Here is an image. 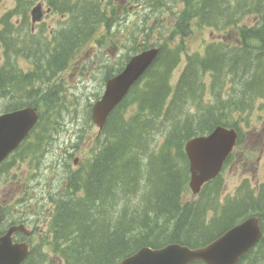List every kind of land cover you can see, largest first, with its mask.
Here are the masks:
<instances>
[{"label":"trees","instance_id":"1","mask_svg":"<svg viewBox=\"0 0 264 264\" xmlns=\"http://www.w3.org/2000/svg\"><path fill=\"white\" fill-rule=\"evenodd\" d=\"M181 2L182 8L174 27L170 29L169 41L189 34L193 20H196V27H212L223 20L226 25L224 31H230L232 10L234 17L259 16L260 19L257 26L235 29L238 42L234 43V47L226 49L223 44L216 43L209 46L201 57L188 56L191 59L174 88L170 83V72L179 63L183 49L180 45L170 48L167 44L158 46L160 53L155 62L109 116L103 130L106 140L98 147L95 159L89 163L84 174L78 172L76 178L73 174L67 179L64 193L54 204L49 226L52 240L46 238L45 242L59 254L64 264H117L143 246L159 248L168 243L202 245L238 223L242 216L257 215L264 221L263 196H242L228 203L230 206L224 210V205L218 204H215V209L209 208L201 196L215 190L218 178L205 185L197 197L198 201L186 203L183 197L187 193L188 173L181 164L185 159L182 150L184 142L209 133L218 125H237L229 126L221 120L187 114L189 101L200 95L204 86L201 74L231 75L240 81L243 91L256 92L261 87L264 81V0ZM159 3L163 5L162 0ZM50 5L60 11L76 10V5H68L66 0H51ZM91 15L87 18V14L82 12L84 22H93L90 21ZM97 16L102 18V14ZM216 28L221 29V26ZM76 29L80 35L83 34L82 22ZM92 30L93 27L86 32L85 39ZM144 32L147 33L148 29ZM29 36V42L35 47L33 55L46 58L45 45L31 34ZM75 37L76 34L71 33L60 38L55 54L50 55L51 58L47 56V69L39 67L41 62H38L40 65L36 70L20 74L8 59L0 71V98L25 90L26 99L30 100L17 104L18 99L9 110L35 106L43 110L40 121L45 117L55 100L52 91L42 94V88L35 83L44 78L49 80L48 71L67 59L66 47ZM142 45V49H146L145 43ZM5 47L12 48L13 42L10 46L5 43ZM218 47L220 51H217ZM20 52L13 50L14 55ZM5 54L8 58L7 51ZM133 103L135 111L129 116L128 108ZM158 120L165 140L155 149L150 135ZM27 154L24 153V157ZM77 193L81 196L74 198ZM216 209L222 210L221 213L213 214V223L204 227L205 213ZM246 257L249 264L264 260V236ZM43 259L37 246L25 264H39Z\"/></svg>","mask_w":264,"mask_h":264},{"label":"rangeland","instance_id":"2","mask_svg":"<svg viewBox=\"0 0 264 264\" xmlns=\"http://www.w3.org/2000/svg\"><path fill=\"white\" fill-rule=\"evenodd\" d=\"M162 1L163 5L159 0H70V4L76 5L78 9L82 5L80 15L84 12L88 18L92 13L89 20L94 21L84 22V17L81 15L80 18L79 13L74 14V11L64 16L51 12L44 16L42 24L34 30L35 39L49 40V44L52 42L51 36H56L62 30H66L68 34L74 33V25L77 27L80 21L83 33L79 38L75 37V45L66 47L67 59L63 67L48 71V81L44 78L35 83L42 88V94L52 91L55 100L53 107L45 114L22 149L0 169V207L7 217L14 216L18 220L23 218L29 222L36 230L33 238L35 245L40 242L39 235L44 236L48 232V224L52 220V205L59 198L58 193H64L63 186L67 179L77 171L84 174L87 161L106 140L103 131L99 134L100 131L89 119L91 107L104 89L106 74L111 69L113 72L120 69L126 58L133 54V48H142L143 43L146 48L162 44H167L169 48L180 45L183 51L179 63L170 72V83L174 88L191 59L188 56L201 57L206 54L209 46L216 43L223 44V48L227 49L226 42H238L235 29L244 26L252 28L258 25L260 19L259 16L244 19L234 17L235 12L232 10L230 31H224L226 25L223 20L212 27H196V20H193L189 34L169 41L172 32L170 29L176 23L182 2ZM38 2L48 6L47 0H0V61L2 63L4 58L6 62L10 59L20 74L33 70L34 63L40 65L38 62H41L39 67L48 68V53L45 52L48 56L46 58H36L33 55L35 47L28 39V33H31L30 10ZM99 14H102V18L97 16ZM71 24L73 26L70 29ZM217 26H221V29L216 28ZM91 27L93 30L85 39L86 32ZM146 29L147 33L144 32ZM12 42V48L5 47V43L10 46ZM44 45L48 51L49 46ZM77 46L79 47L76 49ZM220 47L217 51H220ZM13 50L21 52L14 55ZM200 79L204 86L200 95L189 101L187 114L196 118L207 116L211 120H221L229 126L236 123V126L228 128L237 129L240 136V143L234 148L217 180L218 186H215L211 194L205 192L201 198L209 208L215 209V204H218L224 205V210L230 206L228 203L245 195L264 197V81L258 91L248 92L243 91L240 81L231 75L218 77L206 72L201 74ZM38 95H41L40 92ZM27 96L25 90H21L0 98V114L8 111L18 99L17 104L29 102ZM134 111L135 103L128 108V115L134 114ZM159 125L161 122L158 120L150 135V142L155 149L165 140L164 130ZM24 153H28L27 157H24ZM142 161L146 162V159ZM181 164L188 173V192L183 198L186 203L191 204L198 201V198L189 190L187 159ZM49 194L52 195L50 201ZM262 202L264 203V198ZM221 211H207L203 217L204 225L213 223V218L208 217L209 215H216V212L220 214ZM262 223L264 226V221ZM43 250L48 253L44 264H64L59 259V254H51L46 247ZM255 264H264V260Z\"/></svg>","mask_w":264,"mask_h":264},{"label":"water","instance_id":"3","mask_svg":"<svg viewBox=\"0 0 264 264\" xmlns=\"http://www.w3.org/2000/svg\"><path fill=\"white\" fill-rule=\"evenodd\" d=\"M32 22L41 18L39 6L31 11ZM158 49H150L130 59L124 70L107 81L103 96L92 108V121L102 129L107 117L127 95L130 88L141 78L158 55ZM38 120L36 109L27 108L0 116V163L26 138ZM237 141L234 129L216 127L210 134L191 139L185 144L189 161V187L197 195L201 187L220 173ZM22 226L13 227L5 239ZM261 238L259 219L252 217L227 231L204 248L190 250L170 245L160 250L143 248L119 264H236L237 261ZM28 254V247L6 246L0 240V264H21Z\"/></svg>","mask_w":264,"mask_h":264},{"label":"flooded vegetation","instance_id":"4","mask_svg":"<svg viewBox=\"0 0 264 264\" xmlns=\"http://www.w3.org/2000/svg\"><path fill=\"white\" fill-rule=\"evenodd\" d=\"M0 215L2 216V220H0V239L6 237L7 233L10 231V229L14 226H17L19 224H24L26 227H29V222L22 219L18 220L13 217H7L6 214L2 211V208L0 207ZM34 238H25L22 235L19 234H12L10 236V239L6 240V246H11L12 244H18L21 242H26L32 246V243H29L28 239L31 241ZM33 241V240H32ZM244 263V260L240 263Z\"/></svg>","mask_w":264,"mask_h":264}]
</instances>
